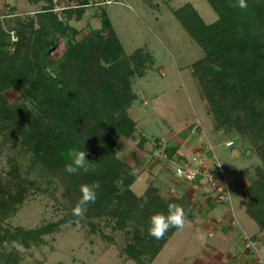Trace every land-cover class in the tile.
I'll use <instances>...</instances> for the list:
<instances>
[{
	"label": "trees",
	"instance_id": "1",
	"mask_svg": "<svg viewBox=\"0 0 264 264\" xmlns=\"http://www.w3.org/2000/svg\"><path fill=\"white\" fill-rule=\"evenodd\" d=\"M42 2L32 14H9L0 19V152L8 150V168L0 169V244L17 241L25 247L39 245L43 236L71 220L99 232L103 227L120 233L122 260L150 264L169 237L149 235L150 218L167 214L168 205L184 209L194 218L191 200L183 191L164 192L150 181L138 199L132 189L138 171L119 157L116 145L123 137L143 148L148 138L129 116L137 98L133 80L146 75L152 57L139 48L127 54L104 10L100 26L81 33L72 22L82 20L89 0H30ZM102 1V0H94ZM217 18L206 23L191 2L172 12L201 47L203 55L190 66L206 100L207 115L222 136L246 137L260 163L243 173L244 209L264 230V0H247V10L237 0H206ZM56 6H63L56 11ZM13 31L16 40L11 39ZM17 89L10 100L6 92ZM221 136V137H222ZM165 139L169 159L176 146L166 138L152 139L154 148ZM85 150L93 171L69 174L65 165L73 150ZM39 167L56 179L66 195V212L56 222L37 228L10 226L6 221L38 186L24 174ZM99 184L94 203L84 218L73 215L83 185ZM0 264H8L4 259Z\"/></svg>",
	"mask_w": 264,
	"mask_h": 264
},
{
	"label": "rangeland",
	"instance_id": "2",
	"mask_svg": "<svg viewBox=\"0 0 264 264\" xmlns=\"http://www.w3.org/2000/svg\"><path fill=\"white\" fill-rule=\"evenodd\" d=\"M186 2H191L195 6L206 23L217 18L216 12L206 0H149V2L112 0L110 3L96 5V9H89L82 20L72 22L81 33H84L90 28L100 26V17L97 13L104 10L127 54L141 48L151 55L152 63L146 75L133 80L137 98L131 102L129 108V116L131 114L130 117L139 122L136 125L140 132L150 138L161 136V127L166 129V132L170 131L161 117L166 118L167 123L172 126L175 124L185 126L193 116L191 123L198 118L205 128L204 131L211 129L213 124L207 115L206 100L190 66L203 55V51L172 12V9ZM20 3L26 5L23 8L25 12L39 8L36 2L30 0H20ZM6 95L10 100H14L19 91L9 90ZM136 104L143 108L142 119L139 118V111H132L133 105ZM229 137L235 138L232 146L225 145L224 142L227 140L225 136L220 137L219 141H212L210 138L209 140L225 171L230 204L235 209L238 206L244 208L243 189L248 180L243 171L260 163L261 159L246 137L232 134ZM122 140L125 141L126 148H131L136 143L135 140L127 138ZM149 143L148 163L159 165L161 161H166L153 153L158 150L154 148L152 139ZM121 155L124 156L123 153ZM8 156V150L0 152V169L8 168ZM21 161L24 168L25 166L27 168L24 174L34 178L38 188L27 194L24 202L5 222L10 226L37 228L62 219L67 204L62 185L56 179L43 174L39 167H28L29 161L25 157H22ZM147 164L144 163L143 166ZM145 179V174H141L133 187L135 193L144 187ZM103 229L105 234L112 235L111 241L102 238L99 232L91 233L90 227L86 224L68 220L61 223L52 233L44 235L39 245L25 247L17 241L0 244V261L4 259L8 264H136L132 259L122 260L119 256V248L123 244L121 234L112 233L110 228ZM183 232L184 229L177 233L176 238L182 237ZM246 235L251 237L247 233ZM173 240L168 250L172 255L178 254L177 258L180 259L183 249L187 248L188 244L185 242L176 245V239ZM152 264H162L161 254ZM166 264L176 263L170 258Z\"/></svg>",
	"mask_w": 264,
	"mask_h": 264
},
{
	"label": "crops",
	"instance_id": "3",
	"mask_svg": "<svg viewBox=\"0 0 264 264\" xmlns=\"http://www.w3.org/2000/svg\"><path fill=\"white\" fill-rule=\"evenodd\" d=\"M36 4L40 8L42 2ZM25 6L20 3V0H0V15L7 16L11 13L25 15L32 14L37 10L35 8L25 12L23 10ZM161 74L165 76L163 72ZM133 107L132 111H139V118L142 119L144 112L141 105L136 104ZM192 117L185 126H182V124L172 126L167 123L166 118L161 117V120L168 125L167 130L170 131L166 132V129L164 130L161 127V136H152L151 138L144 133L148 140L143 148L138 147L136 143L131 148H126L123 138L119 139L120 142L116 145L119 157L121 159L123 157L124 161L138 171V175L131 186L132 189L137 184L140 175L145 174L146 184L140 192H143L148 183L152 181L161 187L164 192L176 191L179 193L183 191L192 202L194 218L187 221L186 226L183 228L182 237L180 236V239L176 238L177 233L182 230L177 229L166 241L155 259L161 254L162 264H166L170 258H173L176 264H264V230H259L255 221L246 214L242 206L235 209L230 202L219 203L213 196L203 193L196 183L186 182L176 178L173 174L172 167L175 162L190 159L202 153L200 138L189 132ZM132 119L137 125L139 124L134 117ZM205 131L206 137L212 141H219L222 136L221 131L215 130L213 124L211 129ZM155 137L166 138L169 144L176 146V155L173 159L161 161L159 165L148 163L150 156L149 142L150 139ZM234 139L233 137H227L224 142L225 145L229 140H233L231 146L234 145ZM122 153L124 156L121 155ZM143 162L148 164L143 166ZM246 233L257 241V252L245 248L244 236ZM198 234L204 235L205 240L203 243L197 239ZM173 239H176V245L185 242L188 244V247L183 249L180 259L177 258L178 254L172 255V252L168 250L169 245H171L170 242L174 241Z\"/></svg>",
	"mask_w": 264,
	"mask_h": 264
},
{
	"label": "built area",
	"instance_id": "4",
	"mask_svg": "<svg viewBox=\"0 0 264 264\" xmlns=\"http://www.w3.org/2000/svg\"><path fill=\"white\" fill-rule=\"evenodd\" d=\"M112 0L94 1L89 0L87 6L99 5L102 3H110ZM63 6H56L55 10L58 12ZM5 15H0L2 19ZM11 39L16 40V36L13 31L10 32ZM190 132L197 134L200 137V145L202 153L198 156L190 159L181 160L175 162L172 167L173 174L176 178L181 180L196 183L201 191L207 195H211L219 203L230 202V194L227 186L225 171L218 160L212 142L206 137L203 130L201 121L195 118L190 126ZM160 144L156 149L157 152H153L155 155H159L163 160H170L164 150L166 140L162 139L158 142ZM227 145L232 144V140L226 142ZM245 248L251 249V251L257 252V241L252 237L245 234Z\"/></svg>",
	"mask_w": 264,
	"mask_h": 264
},
{
	"label": "clouds",
	"instance_id": "5",
	"mask_svg": "<svg viewBox=\"0 0 264 264\" xmlns=\"http://www.w3.org/2000/svg\"><path fill=\"white\" fill-rule=\"evenodd\" d=\"M242 10H247L249 5L247 0H237L235 5ZM69 161L65 165V171L69 174H76L80 171L84 173H89L93 171L89 164V159L87 158L85 150H73L70 153ZM99 184L92 185H83L81 187V198L77 205L73 208V215L81 219L84 218L87 206L91 203H94L96 200ZM138 199H143L144 202H147V196L143 192L136 193ZM187 224V218L184 212V209L175 204L168 205L167 214L157 213L151 216L150 218V227L148 233L150 236L161 239L169 231L170 228L183 229ZM197 239L202 243L205 240L203 234H198Z\"/></svg>",
	"mask_w": 264,
	"mask_h": 264
},
{
	"label": "water",
	"instance_id": "6",
	"mask_svg": "<svg viewBox=\"0 0 264 264\" xmlns=\"http://www.w3.org/2000/svg\"><path fill=\"white\" fill-rule=\"evenodd\" d=\"M145 2H149V0H144Z\"/></svg>",
	"mask_w": 264,
	"mask_h": 264
}]
</instances>
